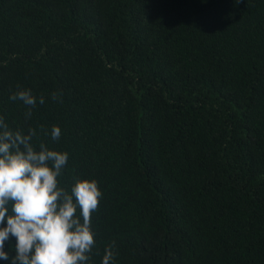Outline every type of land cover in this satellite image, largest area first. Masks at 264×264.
<instances>
[{
	"label": "trees",
	"instance_id": "obj_1",
	"mask_svg": "<svg viewBox=\"0 0 264 264\" xmlns=\"http://www.w3.org/2000/svg\"><path fill=\"white\" fill-rule=\"evenodd\" d=\"M0 116L97 181L87 264H264V0H0Z\"/></svg>",
	"mask_w": 264,
	"mask_h": 264
},
{
	"label": "clouds",
	"instance_id": "obj_2",
	"mask_svg": "<svg viewBox=\"0 0 264 264\" xmlns=\"http://www.w3.org/2000/svg\"><path fill=\"white\" fill-rule=\"evenodd\" d=\"M9 98L28 106L26 117L37 103L30 90H18ZM39 103H44L42 96ZM61 134L53 125L52 140ZM35 135L32 128L27 134L10 129L0 116V259L9 264H87L95 247L91 217L103 193L95 180L76 179L70 191L61 187L58 178L69 154L43 142L37 150ZM6 242L15 255L5 251ZM113 245L105 248L101 264H114Z\"/></svg>",
	"mask_w": 264,
	"mask_h": 264
}]
</instances>
